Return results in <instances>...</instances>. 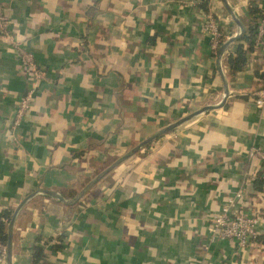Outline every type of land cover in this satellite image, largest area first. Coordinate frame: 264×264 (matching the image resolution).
Instances as JSON below:
<instances>
[{
	"label": "crops",
	"instance_id": "crops-1",
	"mask_svg": "<svg viewBox=\"0 0 264 264\" xmlns=\"http://www.w3.org/2000/svg\"><path fill=\"white\" fill-rule=\"evenodd\" d=\"M0 0L8 31L42 76L0 37V211L17 209L4 264H264V183L250 145L264 149V48L254 43L234 72L217 62L201 29L216 18L224 40L264 14V0ZM246 48V42L242 41ZM153 137L93 182L133 145L178 117L223 99ZM30 104L13 124L20 97ZM256 180H258L256 182ZM240 187L261 223L237 250L210 242L208 217ZM7 221L5 223L6 231ZM7 236V235H6ZM54 243H63L56 249Z\"/></svg>",
	"mask_w": 264,
	"mask_h": 264
},
{
	"label": "built area",
	"instance_id": "built-area-1",
	"mask_svg": "<svg viewBox=\"0 0 264 264\" xmlns=\"http://www.w3.org/2000/svg\"><path fill=\"white\" fill-rule=\"evenodd\" d=\"M8 22L9 18L0 6V37L8 43L17 62L30 71L31 80H37L42 76V69L35 63L33 52L8 31ZM251 26L254 30V42L264 48V14L256 15ZM201 29L208 36L211 52L214 56H217L218 48L224 38L219 30L216 18L209 13H204ZM223 53L224 50L220 53V56ZM30 98L31 89L27 90L18 100L13 124L18 123L23 112L30 104ZM252 102L256 107L264 108V87L254 92ZM245 155L247 158H256L261 162L258 176L264 183V149L257 145H250L246 148ZM241 198L242 191L238 187L228 194L219 208L208 217L206 228L210 242L220 239L229 240L239 250L244 248L257 235L261 220L257 215L245 212ZM5 257L6 242L0 240V264H4Z\"/></svg>",
	"mask_w": 264,
	"mask_h": 264
},
{
	"label": "water",
	"instance_id": "water-1",
	"mask_svg": "<svg viewBox=\"0 0 264 264\" xmlns=\"http://www.w3.org/2000/svg\"><path fill=\"white\" fill-rule=\"evenodd\" d=\"M225 9L228 12V14L230 15V17L232 18V20L234 21V23L236 24V28H235L234 34L232 36L228 37L227 39H225L222 42V44L220 45V47L218 48V55H217V58H216L217 62H219L220 53L228 46V44L231 41H233L235 39H238L240 37L241 33L243 32V27H242V24H241L240 20L236 17L235 13L230 9V7L226 4V2H225ZM222 80H223V99L218 104H216V105H214V104L203 105V106H201V107H199L197 109H194V110H192V111H190V112L178 117L174 121L168 123L167 125L157 129L156 131H154L150 135L146 136L144 139H142L141 141H139L138 143L133 145L123 155L117 157L116 159H114L110 163H108L105 167H103L89 181H87L85 183V185L74 196L69 197V198H64L62 195H60L56 191H52V190H48V189H42V188H39V190L40 191H44L45 193H47L49 195H52V196L56 197L57 199L65 202V203L74 202L93 182L98 180L101 176H103L106 172H108L110 169H112L114 166H116L122 160H124L125 158H127L128 156H130L131 154L136 152L140 147H142L143 145L148 143L153 137L170 130L174 126H176V125L182 123L183 121L191 118L192 116L196 115L199 112H202V111H204L206 109H209V108H212V107L220 106L223 103L224 97L227 94V88H226V84H225V80H224L223 75H222ZM34 192L35 191H32V192L28 193L26 196H24L17 203V205L13 209V211H12L8 221H7V225H6V235H7V239H6V260L7 261H8L9 251H10V229H11V226H12V222H13L15 213H16L17 209L20 207V205L24 202V200L27 197H29L30 195H32Z\"/></svg>",
	"mask_w": 264,
	"mask_h": 264
},
{
	"label": "trees",
	"instance_id": "trees-1",
	"mask_svg": "<svg viewBox=\"0 0 264 264\" xmlns=\"http://www.w3.org/2000/svg\"><path fill=\"white\" fill-rule=\"evenodd\" d=\"M201 3V6L204 8L205 6V1ZM254 30L253 27L250 25L246 30H244L240 37L239 41L235 44V47L233 50L229 51L226 53L224 61L225 64L230 72L237 71L241 69L244 64L246 63V51L251 50L253 45H254ZM242 41L246 42V48L243 47ZM158 137V136H157ZM256 179L259 180V182L262 180L260 179L259 176L256 177ZM256 180V182L258 181ZM10 217V210L9 209H2L0 211V240L3 242H6L7 236H6V231H5V222L8 221ZM63 243H54L52 244L51 247H54L56 249H59L62 247ZM43 256V249L38 246L34 245L32 248L31 252V260L30 264H39L41 261V258Z\"/></svg>",
	"mask_w": 264,
	"mask_h": 264
}]
</instances>
